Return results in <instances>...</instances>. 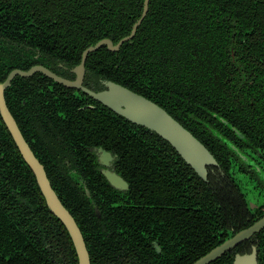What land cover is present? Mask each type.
Segmentation results:
<instances>
[{
	"label": "trees",
	"instance_id": "obj_1",
	"mask_svg": "<svg viewBox=\"0 0 264 264\" xmlns=\"http://www.w3.org/2000/svg\"><path fill=\"white\" fill-rule=\"evenodd\" d=\"M143 1L0 0V81L12 68L36 63L65 76L87 46L129 34ZM85 69L93 90L110 79L162 106L224 170L237 150L244 153L235 144L238 132L243 146L264 148V0H149L132 39L116 51L102 45L88 53ZM5 96L16 118L15 110L27 107L28 119L17 122L83 233L91 264H157L139 256L157 254L152 239L160 254H182L158 264H191L227 235L229 209L156 133L40 72L15 77ZM94 147L116 155L115 169L130 186L126 195L110 189L101 196L109 201L98 200L99 217L84 193L93 183L109 186L97 173ZM73 154L86 173L79 167L68 173L62 160ZM52 162L66 176L51 178ZM83 171L92 177L84 185L75 178ZM108 214L117 224L101 222ZM5 254L18 255L10 262ZM42 254H64L67 264H77L67 230L0 118V264H51ZM232 255L209 264H231Z\"/></svg>",
	"mask_w": 264,
	"mask_h": 264
},
{
	"label": "water",
	"instance_id": "obj_2",
	"mask_svg": "<svg viewBox=\"0 0 264 264\" xmlns=\"http://www.w3.org/2000/svg\"><path fill=\"white\" fill-rule=\"evenodd\" d=\"M148 4L149 0L143 1L140 17L134 22L130 33L122 37L118 42L113 43L109 38H102L95 44L87 46L82 51L79 63L71 68L72 73L75 74L72 80L54 73L43 65L35 64L27 70L13 69L8 73L6 78L0 82V118L24 161L32 170L47 207L67 230L77 255L78 264H90L89 251L83 234L74 217L63 205L56 191L53 189L43 164L35 156L34 152L25 141L14 117L7 107L4 91L10 86L12 79L16 75L28 77L35 72H40L64 86L84 91L91 98L108 107L126 120L143 126L166 140L199 177L206 179L207 166L217 164L215 157L191 131L184 127L162 106L144 95L110 79H101L100 82L102 87L98 90H91L83 85L85 61L88 53L98 49L102 45H106L108 49L116 51L123 42L131 40L138 25L147 13ZM98 153L99 163L107 166L109 160L112 159L110 152L99 148ZM102 172L113 187L118 189L127 187V182L113 169L106 167ZM263 226L264 216L250 226L241 229L218 245L212 247L208 252L201 255L191 264H209L223 255L226 251L235 247L239 242L259 231ZM232 264H257L256 248L254 247L250 253H236L233 257Z\"/></svg>",
	"mask_w": 264,
	"mask_h": 264
},
{
	"label": "flooded vegetation",
	"instance_id": "obj_3",
	"mask_svg": "<svg viewBox=\"0 0 264 264\" xmlns=\"http://www.w3.org/2000/svg\"><path fill=\"white\" fill-rule=\"evenodd\" d=\"M36 64H40V63H36ZM33 65H35V64H33ZM40 65H43V66L47 67L45 64H40ZM47 68L50 69L49 67H47ZM13 69H22V68H12L10 71H12ZM27 69H23V70H27ZM50 70L53 71L54 73L58 74L54 70H52V69H50ZM70 70L71 69H69L68 74H66L67 76L66 75L65 76L64 75H60V74H58V75H60V76H62L64 78H67V79L72 80L74 78L75 74L72 73V71L70 72ZM35 73H37V72H35ZM35 73H33V74H35ZM85 75H86V69H85L84 78H83V85L85 87L93 90V88L96 87V82H94L95 79L93 78L89 82L87 80V84H85L86 83V82L84 83V81H85ZM17 76H19V75H16L15 77H17ZM20 77H22V76H20ZM49 79L52 82H55L51 78H49ZM61 85H63V84H61ZM65 87H67V86H65ZM67 88H70V87H67ZM71 89H74V88H71ZM79 91L85 93L84 91H81V90H79ZM86 95H88V94H86ZM4 97H5V101H7L6 100V96H5V91H4ZM6 104H7V102H6ZM7 107H8V104H7ZM16 109H17V106H16ZM65 111H69V109L67 108ZM10 112H11V110H10ZM14 113H19V114H17V118H16L14 116V114H12V112H11V114L14 117V119H15V121H16V123H17V125H18V127H19V129H20V131H21V133H22L25 141L30 146L28 140L25 138V136H24V134L22 132V129L20 128V126L18 124V122H19L18 119L21 122L22 116H24L23 117L24 121L28 119L29 111H28L27 107H23V108H21L19 110V112H17L15 110ZM25 124H27V123H25ZM25 129L26 128H24V131L26 132ZM234 131L237 132L236 130H234ZM238 137H239L238 139L242 138L243 137V134L241 132H238ZM238 139H235V144L238 145L244 151V153L241 152V151H239V150H237V148L235 147L234 149L237 150L236 153L239 155V157H235L234 158L232 156L233 157V158L231 157L232 159H230V157H229V166H228L227 170H224L221 167L219 161L215 158L216 161H217V164L216 165H208L207 166L206 179H203V178L200 177V179H202L204 182H206V184L215 192V194L218 195L219 199L224 203L225 207L229 209L231 221H230V228H229V230L228 229L227 230L230 231V234H228V231H227V235L225 234V236H224L225 238L223 239V241L225 239L229 238L230 236L234 235L235 233H237L241 229H244V228L250 226L255 221H257L258 219H260L261 217L264 216V201L261 202V203H259L257 206L251 208L249 206V202L247 201V199L245 197V193L242 192V190H241V188L239 186V183L237 181V178H240V177L245 178V181L246 182H250V183L259 181V174L261 172L264 174V148L261 147L260 150L257 149V151L254 152V150L253 151L251 150V147H252L251 142H249V141L247 142V144H249L250 147L243 146L242 141H239ZM63 147L66 148V151L67 152L69 151L68 146L65 145ZM30 148H31V146H30ZM99 148H101V147H94V148H92V151H93V153H94V155L96 157V161H97V164H98L97 173L100 174L103 177V179L106 180V182H107V184L109 186H102V187H100L98 184L93 183L94 184V187L93 188L91 186H90L91 188L88 186L91 190L87 187L85 189V191H84L85 196L89 199V201L88 200L87 201H88V203L91 204L92 209L94 211V214L97 217H99L100 214H101L100 209H99V206L97 204L98 200L101 199L102 203L104 202L105 204L108 203V201H109V199L107 197H104V198L101 197V196H104V194L106 192H109V191L115 189V190L120 191V193L125 194V195H126V193L128 194V192L130 193V186H129L128 182L115 169L116 155L113 154V153H111L110 151H108L112 155V159L109 160V162H108L109 164L107 166L106 165L104 166V164L99 163V161H98V154H99L98 153V149ZM105 151H107V150H105ZM35 156H36V154H35ZM71 157H72V160L69 161V160L65 159V160H62V162L65 163L67 169L69 170L68 173L69 172H75L76 173L77 171H76L75 168L77 166L75 164L79 162L78 161L79 160V157L76 154H73ZM73 158H76V159L73 161ZM51 160L54 161L55 158L53 157ZM50 164H48V169H49V175H50L51 178H54V177L59 176V175L62 176V177L66 176L67 171L64 172L63 170L57 169L54 166V164H55L54 162H52V164H53L52 166ZM78 167L80 169H83V170L85 169V173L87 172L85 165H82V166L79 165ZM106 167L109 168V169H113L118 175H120L127 182V187L126 188H122V189H118V188L113 187L108 182V180L106 179L105 175L102 172V170L104 168H106ZM85 173L83 171V173H81L82 176L75 175L76 176L75 178H77L78 180H80V184H82V185H84L87 180H89V179L92 180V177L90 178V176L88 174H87V177H86L87 179H86L85 176H84ZM83 176H84L85 179L83 178V181H82L81 178ZM96 177L98 178V176H96ZM258 183H260V182H257V184ZM74 198L77 199V201H79V204L82 203V200H81L80 196H78L77 194L75 195ZM127 198L130 201L132 200L128 196H127ZM101 201H100V203H101ZM88 203L86 202L87 206L85 205L86 206V211H89L90 204L88 205ZM109 205L111 206V205H114V204H112L110 202ZM257 208H259V209H257ZM254 210H256V211L254 212ZM249 211L254 212V214H251V216H249ZM101 222H103L107 226L110 223L111 224H113V223L114 224H117V220L115 219V217H113V215H110V214L106 215L104 219L102 218L101 219ZM89 233H94V230H90ZM259 236L261 237V239L259 238ZM83 237H84V235H83ZM151 243L153 244V248H154V250L156 251L157 254H139V256L141 258L146 259V260L152 259L154 262H157V264H158L159 261H161V260L174 259L175 255L176 256H181L182 255V254H160L163 251H162L161 246L157 243V240L156 239H154V240L152 239V242ZM254 247L256 248V260H257V264H264V226L259 231L253 233L251 236H249L245 240L239 242L235 247H233L232 249L226 251L225 253H227V252H233V255H232V261H233V257H234V255L236 253H239V254L250 253ZM5 255H7L6 256L7 259L10 258L8 261L12 262V260L15 259V256L18 255V254H5ZM42 255H43V257H45L46 262H49L51 264H67L68 263L64 259V254H42ZM92 255H94V254H92ZM89 257H90V254H89ZM68 258H70V257H68ZM75 258H76V262L78 264L77 255L76 254H75ZM18 263H15V264H18ZM71 264H73V263H71ZM90 264H91V259H90Z\"/></svg>",
	"mask_w": 264,
	"mask_h": 264
},
{
	"label": "rangeland",
	"instance_id": "obj_4",
	"mask_svg": "<svg viewBox=\"0 0 264 264\" xmlns=\"http://www.w3.org/2000/svg\"><path fill=\"white\" fill-rule=\"evenodd\" d=\"M237 181L242 192L245 193V197L251 208L264 201V174L262 172L259 174V181L250 183L246 182L245 178L242 177L237 178ZM257 182L260 183L257 184Z\"/></svg>",
	"mask_w": 264,
	"mask_h": 264
}]
</instances>
